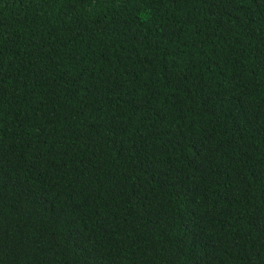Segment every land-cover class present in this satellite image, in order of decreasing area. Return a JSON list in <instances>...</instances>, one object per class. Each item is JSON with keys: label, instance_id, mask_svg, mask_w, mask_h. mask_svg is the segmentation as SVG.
Segmentation results:
<instances>
[{"label": "trees", "instance_id": "1", "mask_svg": "<svg viewBox=\"0 0 264 264\" xmlns=\"http://www.w3.org/2000/svg\"><path fill=\"white\" fill-rule=\"evenodd\" d=\"M0 264H264V0H0Z\"/></svg>", "mask_w": 264, "mask_h": 264}]
</instances>
